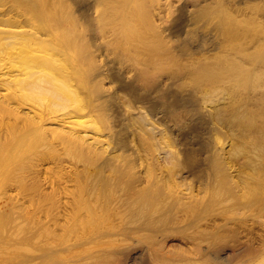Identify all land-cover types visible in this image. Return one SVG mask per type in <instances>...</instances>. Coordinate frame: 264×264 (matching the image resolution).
Masks as SVG:
<instances>
[{"label": "bare ground", "instance_id": "1", "mask_svg": "<svg viewBox=\"0 0 264 264\" xmlns=\"http://www.w3.org/2000/svg\"><path fill=\"white\" fill-rule=\"evenodd\" d=\"M144 1L0 0V264H264L211 176L264 118L253 0Z\"/></svg>", "mask_w": 264, "mask_h": 264}, {"label": "rangeland", "instance_id": "2", "mask_svg": "<svg viewBox=\"0 0 264 264\" xmlns=\"http://www.w3.org/2000/svg\"><path fill=\"white\" fill-rule=\"evenodd\" d=\"M145 1H146V4H147V2H149V0H145ZM182 1L183 0H171V2H170L171 15L168 16L169 18L176 11L178 4L181 3ZM224 1L225 0H220L219 7H221L224 4ZM230 5H231L230 2H227V3L224 4V7L226 8V10L230 9ZM249 5H250V7H251V9L253 11L252 13L250 12L251 10H250ZM224 7L222 6L221 9L224 8ZM248 7L249 8L247 9V11L250 10L249 13H251L252 15L254 14V16H255V14L259 11V9L261 11V8H262L263 11H264V0H253L252 2H250L248 4ZM233 9H235V8H233ZM217 15L218 14L208 18V20L204 19L206 21V23H207L206 26H205L206 28H211L212 25L214 26L215 22L218 20ZM238 16H240V15H237L235 18H238ZM254 16L250 15V17H248L247 20H246V16L245 17L241 16L240 18L242 20L240 18H238V19H240L242 21L243 24L245 23L244 24L245 26L248 25V26H246L245 30H248L247 28H250L249 30L251 31V33L248 32L247 39L244 36L242 39L234 41V44L238 45L237 43H240V41L245 42L246 40H248V37H249V39L254 37V36H252L253 32L256 33V30H257L256 28H258V27H259V29H258L259 32L257 31L258 34L256 33L257 37H258V35L261 34L260 36L264 38V36H263L264 35V28H260V27H264V16H263V18L259 19L260 22H258L256 20L257 22L253 23L255 21L254 18H253ZM243 17H244V19H243ZM230 19L233 20V18H230ZM240 20H239V22H241ZM242 23H241V25H243ZM249 24H250V26H249ZM252 24H254V26ZM244 25L242 26L243 28H245ZM251 25L253 27L256 26L253 29V31H252ZM262 29H263V32H262ZM246 33H247V31H246ZM224 36L225 35H222L220 33L218 34V38L219 39L224 38ZM257 37L255 36V38H257ZM263 70H264V68H263ZM263 70H261V71L258 70V71L262 72ZM258 71H255L254 72L255 74L253 73L252 76L253 77H254V75L257 76ZM256 72H257V74H256ZM262 75H263V73H261V75L259 74V76H257V77L259 79H261ZM260 76H261V78H260ZM254 79H255V81H254ZM256 80H257V78H253V79H251L250 83H252V82L256 83ZM261 80L263 82H260V80H259V82L258 81L257 82L261 83V84L262 83L264 84V78L261 79ZM220 102H222V101H220ZM255 109H256V107L252 108V112L253 113H251V114H254V113L256 114V112H258L257 114H259L261 116H264L263 114H261V112L259 113V111H256ZM257 114L255 115V118L259 117ZM251 119H253L251 122L253 123V127H254V125H257L254 122H256V121L258 122L261 119V117H260V119L258 118L259 120H257V119H254V116H252ZM263 120H264V118H263ZM263 120L261 119L260 123L258 122V126H255L254 128L252 126H250V125H248V127L246 125H244L245 127H243L242 124H244L247 121V120L246 121L243 120L242 123H239V124H241L240 125L241 127L238 126L235 129H229V128L228 129L227 128L226 129H222L223 131L222 130L219 131L221 133L218 132L216 134V137H215L216 145L219 146V147L220 146H224L225 148H227L226 149L227 153L225 154V158L223 159L222 168L221 169L218 168L216 170L214 169L211 172V176L216 179V184L214 186V191H215L216 195L218 197H220L221 200H222V202L220 204H218L214 209L217 210L216 212H218V211L228 212L229 216H232L231 220H230L231 225H241L243 221H246L247 223H251L252 222L255 225H258L257 223L259 222L260 219H262V217H263L262 215H264V147H262L263 146V142H264V135H262L264 133H262V132H264V130H259L260 132H258V130H257V129H260V127L262 125H264V123H262V122H264ZM249 126L253 128V131L255 129L257 131H254V133H253L252 128H249ZM241 128L245 129V130H241L242 133L240 132ZM247 128L250 129L249 130L250 132L248 131ZM238 129H239V131H238ZM227 132H229V133H227ZM246 132H248L250 134H245ZM256 132H257L258 135L256 134ZM222 136L227 141L225 139H223ZM262 136H263V138H262ZM257 137H260V138H257ZM258 139H260L262 141H260V140L258 141ZM252 141H254V142H252ZM256 142H258V144ZM260 142H262V144H260ZM255 145H258V146L261 145V146L258 147V146H255ZM254 147L259 148V149L262 148L261 149L262 152L260 151L259 155H261V158H263V160L260 159V157L257 159V161H259V162L262 160L261 163H259L260 166L259 165H255V162H253V161L249 162L247 160V157L252 155L253 153H254L253 154L254 157L256 155H258V150L259 149L257 150ZM250 148H252L253 150L250 149ZM172 149L173 150L176 149V144L172 145ZM254 149L257 150V151L255 152ZM255 153H257V154L255 155ZM230 154H232V155H230ZM248 154H250V155H248ZM262 154H263V156H262ZM52 169H53V167L51 165H48L47 170L49 172H51ZM237 171H238V175L234 176V175L237 174ZM50 175L51 174L47 173V176H50ZM56 176H57V178H60V176L58 174H56ZM239 176H243L247 180V181L244 180L245 183L246 182L248 183V184L246 183L247 187L245 189L239 184V181L241 182L242 180H237ZM44 180H46V179H44ZM192 180H193L192 177L187 178L186 182H185V186H183V188L187 192L190 191V187H188V186L191 185ZM29 183H32V182H29ZM31 185L34 188L32 190L31 195L33 197H35L36 196L35 195L36 194V187L34 186L33 183L30 184V186ZM239 187H242L243 190L239 191ZM210 193L211 194L213 193V191L211 189H209V194ZM154 264H166V262H164V260H163V261H157Z\"/></svg>", "mask_w": 264, "mask_h": 264}]
</instances>
